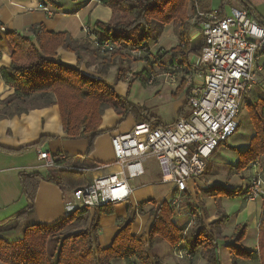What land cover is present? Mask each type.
<instances>
[{
    "label": "trees",
    "instance_id": "16d2710c",
    "mask_svg": "<svg viewBox=\"0 0 264 264\" xmlns=\"http://www.w3.org/2000/svg\"><path fill=\"white\" fill-rule=\"evenodd\" d=\"M58 1L60 0H42V6L47 7V4H55ZM97 1L113 10L111 21L97 22V29L94 31L101 40H109L118 46L114 53L112 52V58L121 59L116 71V82L127 78V71L124 68V62L129 58L127 55H130L127 49H138L143 43H149L154 34H160L170 25L181 31L184 47H177L174 50L176 53L185 61L191 53L201 54L205 45L204 38L200 36L192 43L186 32L189 29L190 11L193 13L195 10L194 0H129L128 6H126L128 0ZM243 3L249 12L250 4L247 1ZM192 15L194 16V13ZM195 24L198 26L197 22ZM29 32L32 34L31 37L18 31H9L6 35L11 50V63L9 67L0 71V76L10 86L12 93L0 100L3 106L0 110V120L57 105L64 133L71 140H87L88 150L83 156L73 158L66 156L62 161L57 160L58 166L48 168L46 171L20 174L27 205L23 210L0 221V264H112L113 260L131 258H135L139 264H164L160 257L152 256L148 251V248L159 241L167 242L172 247L187 241L191 251L202 250L206 264H221L218 257L220 239L235 241V244L230 246L234 258H252L253 252L241 245L246 236L245 227H238L231 238H226L221 227L226 224L228 217L221 216L209 225V229L205 226L203 218L195 216V223L184 234V230L174 224L172 220L174 211L166 201L154 212V220L148 235L133 236L131 222H126L113 244L106 249H102L98 244L97 217L89 229L71 234L64 233L68 226L83 222L88 212L87 208L75 210L55 226L32 223L25 228L23 238L14 244L2 239V233L17 229L30 219L41 182H50L73 192L90 183L85 172L70 168H96L89 158L98 137L106 133L100 130L106 110L113 109L122 117L112 131L117 130L128 116H133L137 123L150 122L153 127L162 125L147 109L121 97L116 92L115 85H109L105 80L91 77L82 71L85 53L94 52L104 58L108 55L101 54L89 40L74 39L68 32H49L44 24L34 25ZM60 49L77 55L76 67L62 62L58 55ZM136 61H143L146 66L143 70L133 73L128 83L132 84L138 80L149 82L151 64L145 59ZM247 109L255 135L249 147L238 153L240 160L235 168L237 173L253 163L257 165L256 162L264 156V98L251 101ZM189 110L190 103L187 100L178 118L187 116ZM48 140L50 138H42L35 146H40ZM0 149L11 152L1 147ZM204 194L209 197L225 196L235 199L244 196L245 193L240 189L229 190L223 186H212L204 189ZM112 207L108 205L99 208V211L109 214ZM51 238L56 239L57 244L53 254L49 255L48 241ZM259 238L260 258L264 264V207Z\"/></svg>",
    "mask_w": 264,
    "mask_h": 264
},
{
    "label": "crops",
    "instance_id": "0c3cea01",
    "mask_svg": "<svg viewBox=\"0 0 264 264\" xmlns=\"http://www.w3.org/2000/svg\"><path fill=\"white\" fill-rule=\"evenodd\" d=\"M243 1L250 4L249 13L252 17L264 24V0H204L201 3V10L204 12L222 10L223 13L230 15L233 8L246 9ZM42 4V0H0V71L9 67L11 63V50L6 38L9 31H18L31 37L30 28L37 24H44L49 32H68L74 39L86 40L87 37L83 31L84 26L96 30L97 22L108 23L113 17V10L97 0H79L77 2L60 0L55 4L46 5L50 12L42 9ZM227 4L231 9L229 11L226 9ZM188 24L189 29L186 32L193 43L200 38L193 15H190ZM150 45L155 51L162 49L164 53H174L176 59L187 67L184 73L177 76V82L173 84L179 96L184 95L183 100L179 101L177 106L174 105L175 120L167 122L158 116L155 117L159 119L161 126H168L180 119L178 114L184 108L190 92L201 88L202 77H196V81H194V76L190 74L191 67L197 63L200 55L191 53L185 61L179 53L174 51L177 47L182 46V39L181 31H177L173 25L165 27L160 34H154L150 39ZM92 47L94 48V46ZM58 55L62 62L73 67L77 66L78 58L75 53L60 49ZM83 57L82 71L91 77L105 79L114 69L117 71V65L113 59L101 57L94 52L85 53ZM168 58L165 60L167 61ZM258 65L260 66L258 83L250 94L251 101L264 98V54L260 57ZM159 72L164 71L160 70ZM128 82L127 77L118 82L115 87L116 92L121 97L125 98L126 96ZM11 93L12 89L0 76V100L7 98ZM2 108L3 106L0 104V110ZM129 117L131 123L128 126H119L117 130L112 131L122 117L117 115L113 109L105 111L100 130L106 131V133L98 137L89 158L96 165V168L88 169L95 170L114 165L115 155L112 138L117 134L128 133L133 129L137 121L133 116H128L127 120ZM42 138H50V140L40 146H35L40 143ZM247 145L249 147L250 142ZM0 147L11 151L5 152L0 149V221H2L23 210L27 205L20 174L23 172L46 171L48 169L44 166V162L39 159L40 151L62 161L66 156L73 158L85 155L88 150V141L83 139L71 140L67 137L63 131L59 107L54 105L48 108L31 110L21 116L0 120ZM236 161L237 163L233 164L234 169L238 165L239 157ZM256 163L257 165L253 163L239 174L232 175L234 177L232 179H237V184L240 183L239 186L242 192L246 191L254 178L260 177L264 180V156ZM146 168V175L132 182L135 189L130 200L114 205L112 212L109 214L100 213L99 209H88L83 222L68 226L64 233L71 234L89 229L94 218L97 217L99 223L98 244L102 249L109 248L113 244L126 222H131L133 236L148 235L154 220V212L157 211L162 202L170 201L174 184L161 183L157 162L154 159L147 162ZM86 174L91 182L92 173ZM205 175L201 177L202 181H199L200 178L189 181L188 191L183 198V212L186 215H174L172 219L174 224L184 230V234H186L192 226L193 214L196 217L203 218L207 228L221 216H226L228 217L227 222L221 227L223 236L231 238L238 227H245L246 236L241 245L244 249L252 251L253 256L250 259L234 258L230 246L234 245L235 241L220 239L218 240L220 263L262 264L259 234L264 207V187L261 190L260 197L252 202L245 201L243 196L235 199L225 196L209 197L205 196L204 189L218 186L217 181L220 184L222 180H217L210 171ZM217 176L221 175L218 174ZM205 181H207L206 184H204ZM226 181H230V179L227 178ZM80 191L73 192L62 189L50 182H41L35 199L34 212L30 219L15 230L2 233V239L10 244L18 242L23 238L25 228L32 223L45 226L58 225L75 210L83 208L81 206ZM188 198H190V202H187ZM75 203L77 207L74 205ZM52 241L56 242L53 250L56 248L57 240L54 238L49 239L48 253ZM148 250L150 255L160 257L164 264H206V260L202 256V250L191 251L187 241H183L177 247H172L169 243L161 241L154 247L148 248ZM181 251H183L182 254ZM112 264L139 263L135 258H131L113 260Z\"/></svg>",
    "mask_w": 264,
    "mask_h": 264
},
{
    "label": "built area",
    "instance_id": "2783aa9c",
    "mask_svg": "<svg viewBox=\"0 0 264 264\" xmlns=\"http://www.w3.org/2000/svg\"><path fill=\"white\" fill-rule=\"evenodd\" d=\"M202 1H193V19L205 45L190 74L194 81L202 77L203 83L189 94L190 113L172 125L153 127L149 122H141L130 132L115 135L112 167L95 170L71 167L92 173L91 182L80 191L83 208L99 209L130 200L135 189L132 182L146 175L147 162L154 159L161 183L174 184L170 206L177 214L184 215L183 198L189 181L206 174L209 159L238 131L245 96L250 95L258 83V61L264 54V24L245 8H233L230 15L222 10L204 12L200 9ZM41 8L50 12L48 7ZM83 29L101 54L118 48L109 40H101L92 28L84 26ZM127 51L131 57L149 62L154 72L164 71L173 84L177 76L187 70L174 53L155 51L150 42ZM39 159L46 168L58 166L56 159L42 151ZM263 187L264 180L254 178L244 192V200H257ZM74 205L77 207L76 203Z\"/></svg>",
    "mask_w": 264,
    "mask_h": 264
},
{
    "label": "rangeland",
    "instance_id": "374dc122",
    "mask_svg": "<svg viewBox=\"0 0 264 264\" xmlns=\"http://www.w3.org/2000/svg\"><path fill=\"white\" fill-rule=\"evenodd\" d=\"M128 4L130 5L129 0L126 1V6H128ZM226 9L227 11L231 10L229 7V4H227ZM193 13L190 11V15H192ZM86 39L89 40L88 37ZM113 53H109L108 55H106V57L115 60L114 62L116 63L117 69H118V65L121 62L120 61L121 59L118 57L112 58ZM126 55L127 53H125V56ZM127 57L129 58L128 59L126 58V61L124 62V66L126 65V67L124 68L125 70H127V77L129 79L133 73L143 70L146 65L143 63V61H136V59L131 57L130 55H127ZM134 63H135V66H134ZM151 72L152 73H151V76H150L151 78L149 82L145 83V82H142L141 80H138L132 84L128 83V89L126 91L125 99H127L129 102L133 104L144 107L150 112L151 116L153 117L158 116L162 118L163 121H167V122L174 121L176 118V115L174 113V109H175L174 105L177 106L179 101L183 100L184 95L179 96V93H177V90L175 89V86L173 85L172 81L168 79L167 75H165L164 72H154L153 70H151ZM115 79H116V69H114L113 72H110L103 80H105L109 85H115L116 87L118 82H116ZM251 99L252 97L250 95L245 96L244 104H243L241 114L239 117L238 131L232 137H230L227 142L223 143L218 148L217 153H215L209 159L210 170L208 171H210L211 174H214L213 176L217 178V180L218 179L222 180V183L220 182V184H219V181H217L218 183L217 185L226 187L229 190L240 189V186H239L240 183L237 184L238 183L237 179H232L234 178L232 175L239 174L234 169L233 164L237 163L236 159L237 157H239V154H238L239 151L245 150L246 147H248L247 144L248 142H251L254 136V133H255V130L253 128L252 122L250 120V116L248 114L249 112L247 109L249 103L251 102ZM189 113H190V110L188 114ZM126 120L120 126L122 127L128 126L131 123L130 117L127 120V122ZM239 160H240V157H239ZM231 172L232 174L229 175V173ZM218 174L221 176H217ZM208 175H205V176H208ZM224 178H226V180L228 178V180L230 179V181H226L224 180ZM199 181H202V179L200 178ZM206 182L207 181H205L204 184H206ZM187 202H190V198L187 199ZM182 213H185V212L182 211ZM174 215H181V214H177L176 212H174ZM193 217H195L194 214H193ZM194 223H195V220L193 219L192 225ZM159 242H157L156 244H158ZM55 243H56L55 241H52L50 243L49 255L53 254L55 250V249L53 250Z\"/></svg>",
    "mask_w": 264,
    "mask_h": 264
}]
</instances>
